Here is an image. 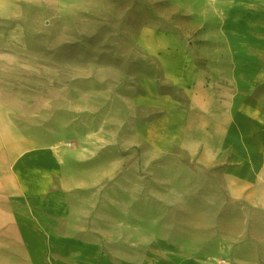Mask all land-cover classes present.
<instances>
[{
  "label": "rangeland",
  "instance_id": "obj_1",
  "mask_svg": "<svg viewBox=\"0 0 264 264\" xmlns=\"http://www.w3.org/2000/svg\"><path fill=\"white\" fill-rule=\"evenodd\" d=\"M211 1L26 2L8 7L12 18H0L1 28L21 31L13 40H0V88L31 100L43 97L41 143L84 146L95 157L105 156L111 175L83 203V208L93 205L88 224L94 230L79 234L101 241L108 254L128 263L165 264L178 255L204 264L261 261L255 255L264 244L260 249L248 241L264 243V228H254L264 226V212L231 198L223 181L225 166L180 148L156 149L135 133L137 120L146 115L134 100L140 79L162 77L157 58L139 44L140 34L157 29L192 35L198 9L225 16L232 4ZM193 4L198 6L190 13L186 7ZM255 93L264 98V87ZM36 123L31 120L30 128ZM7 249L0 235V264Z\"/></svg>",
  "mask_w": 264,
  "mask_h": 264
},
{
  "label": "crops",
  "instance_id": "obj_2",
  "mask_svg": "<svg viewBox=\"0 0 264 264\" xmlns=\"http://www.w3.org/2000/svg\"><path fill=\"white\" fill-rule=\"evenodd\" d=\"M26 2L66 3L0 0V18H12L8 7ZM211 2L216 6L221 1ZM229 3L225 16L198 9L192 35L157 29L140 34L139 44L157 58L162 77L140 79L134 100L146 115L137 120L135 133L156 149L180 148L220 161L231 198L250 211L264 212V98L255 93L264 87V0ZM196 6L186 8L191 13ZM19 32V27H0V40H13ZM42 99L0 88V235L8 248L4 263L133 264L108 254L101 241L79 234L94 230L88 224L93 205L83 208V203L94 198L110 169L103 163L105 156L95 157L91 148L39 141L46 135ZM31 120H37L32 128ZM254 228L263 231L264 226ZM248 242L260 249L264 244L262 239ZM255 256L264 264V251ZM203 262L178 255L165 264Z\"/></svg>",
  "mask_w": 264,
  "mask_h": 264
}]
</instances>
